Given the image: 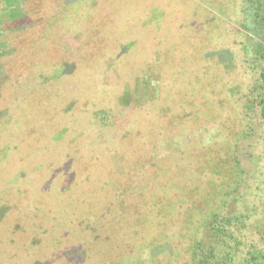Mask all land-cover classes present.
I'll return each instance as SVG.
<instances>
[{
    "label": "rangeland",
    "instance_id": "obj_1",
    "mask_svg": "<svg viewBox=\"0 0 264 264\" xmlns=\"http://www.w3.org/2000/svg\"><path fill=\"white\" fill-rule=\"evenodd\" d=\"M243 4L245 0H0V258L15 262V258L8 255H12L9 254L12 252L10 248L19 240L14 232L18 229L29 237L20 238L21 256L16 264H30L32 260L34 264H40L34 255L40 254L47 244L52 247L43 255L48 264L53 263L54 257L57 258L56 264H167L169 260L160 261L165 256L171 258L170 255L183 264L189 254L186 248H189L195 232L181 225L184 211L178 209L172 215L171 210L178 208L180 202L212 193L219 194L215 205L223 214L242 209L247 216L243 233L247 238H258L256 232L264 223V121L250 101L254 98L256 75L262 62H256L254 66L252 55L244 49L247 38L237 23L242 18L240 9ZM38 24L40 36L36 41L45 56L41 58L36 54L33 65L23 69L20 63L15 65L20 53L23 55L22 50L27 59L38 48L18 44L19 41L26 42L24 37ZM216 24L219 28H214ZM215 34L219 35V43L211 37ZM184 42L190 50L195 43L197 49L193 51L203 52L202 58L199 53L196 55L200 61L194 57L187 66H204L207 75L197 69L196 78L205 83L220 82L218 88L213 89L214 93L194 94L193 99L186 100L185 111L177 109V97L173 94L171 97L170 91L163 92L160 101L137 102L140 99L132 97V90L145 73H163V81L166 78L165 85L169 88L170 83L175 82V77L169 79L167 74L174 71L172 66L184 67V60L179 59L182 52L179 46H186ZM97 43L105 46L107 57L98 64L91 60L92 64L88 66L86 63L88 69L83 70L88 54ZM207 55L210 57L206 58ZM192 79L195 82L196 79ZM224 81L236 89L243 87L237 96H232L231 104H241V112L251 127L250 132L236 140L233 147L225 143L224 135L234 133L235 125L219 119V110H212L214 103L207 102L212 95L211 100L215 103L224 98L219 94ZM27 88L32 95L39 97V106H44L40 115L30 113L27 108L34 100L33 96H24V102L21 101ZM103 89L116 92L115 98L123 96L122 106L115 101L116 117L106 128L90 127L94 124V110L86 109L91 106L84 104L88 96L84 93H97ZM50 92L55 93L54 100H45ZM93 98L95 100L89 99L91 104L99 105L100 96L94 95ZM21 104L25 105L22 109ZM72 104L84 108L75 111ZM199 105L201 107H197ZM164 114L168 116L163 117ZM20 126L24 128L18 130ZM82 126L90 132L84 143L79 141L80 135H76L83 130ZM146 126L148 135L151 126L156 133L142 141L141 133ZM128 127L134 131L126 141ZM40 131L43 134L49 131L47 140L42 139L41 145L38 143L19 152V145L31 136L39 138ZM117 146L123 148L122 155L113 149ZM217 151L216 163H219L220 173L218 171L210 184L205 185L203 181L201 189H197L190 180L191 173L196 164L209 163L208 156L213 157ZM67 153V157L62 156ZM92 154L94 161L101 165L105 178L100 186L111 193V196L107 193L97 200L93 184L99 173L82 177L79 181L81 190L71 188L78 182L75 178L78 170L89 164L88 159L92 161ZM36 155L37 160L34 159ZM234 161H238L239 167ZM223 163L229 166L224 168ZM158 172L166 178L171 176L169 183L172 187L158 214L166 216L168 208L170 216L176 219L167 225L163 221L154 222L155 227L147 232L151 234L150 240L144 237L134 240V244L131 240H123L124 237L114 239L121 231L118 227L110 229L107 225L101 230L102 224H108L111 219L110 215H105L100 220V215L105 214L100 212L110 200L116 202L112 211L114 216L115 212L123 211L119 198L125 199L126 209H134L133 197L138 193L144 195L145 202L161 196L155 182ZM36 174L41 180L42 192L32 191L30 200L27 201V197L20 200L21 194H29L33 186L39 185ZM209 177L211 174L205 179ZM255 179L259 180L258 184ZM218 185H222L221 191ZM144 186L149 187V191ZM70 190L72 195L76 194L77 201V193L86 201L87 204L80 203V198L81 205L93 207L95 201L100 202L99 207H103L98 209L99 223L90 218L89 227L92 228L82 230L89 218L77 217L78 212L72 217L68 207L65 209L62 204L63 197H58L68 195L65 193ZM113 190H116L115 197ZM150 192L154 199L149 197ZM19 202H24L25 206H19ZM13 210H20L25 215L21 224L12 225ZM199 210H204V205ZM35 222L37 225L46 223L42 227L47 232L42 233V238L36 231L30 236ZM57 228L64 232L63 240H57ZM97 231L100 232L95 233ZM154 234L159 235V240H151ZM34 235L36 240H33ZM136 237L135 233L133 238ZM156 246H161L159 251L162 252L153 255L152 249ZM110 247L113 248L111 252Z\"/></svg>",
    "mask_w": 264,
    "mask_h": 264
},
{
    "label": "trees",
    "instance_id": "obj_2",
    "mask_svg": "<svg viewBox=\"0 0 264 264\" xmlns=\"http://www.w3.org/2000/svg\"><path fill=\"white\" fill-rule=\"evenodd\" d=\"M240 12L242 13V18L237 20V23L244 30V33L246 35L245 37L247 38V40L245 42L244 49L247 51V54L250 53V55H252V58L255 62L254 66L257 65L256 62H259V61L262 62V66L259 68V71L256 75V82H257L256 86L258 89L255 86V94L253 93L254 98L250 102H251V104L255 105L254 108L256 107V110H257L256 112L258 113L257 115L259 116V118L262 121H264V0H245V4H243V7H242V9H240ZM211 25H213V23ZM215 26H216V28H219L217 24L214 25V28H215ZM38 27H39V24L35 27L34 30H32V32H30V34H27L24 37L26 42L19 41L20 43L18 45H22V44L24 45L25 44V45H27L26 47L29 46V47L33 48L32 46H34V47L38 48L39 42L36 41L37 38L40 36V30L38 29ZM217 32H219V31H217ZM171 35H173V34H171ZM211 37L214 38L215 42L219 43V35L218 34L212 35ZM173 40L177 41L174 38V36H173ZM227 40H228V38H226V41ZM179 43H180V41H179ZM179 43L177 45H179ZM184 45H186V42H184ZM192 46H193V48L191 50L187 47V45L186 46H179L182 49V52L179 55V59L181 58L182 60H184V67L178 68V67L172 66L174 71H172L170 74L168 73L167 75L169 76V79L172 77H175L174 79H176V80H175V82L170 83V88L167 86V84L165 85L166 78L163 81V76H164L163 73L157 74V73L149 72V73H145L144 75L139 77V81L136 83V86L132 90L134 93V95L132 94L133 95L132 97H134L135 100L140 99L139 101H137L140 104L141 103L146 104V103L160 101L158 99L161 98L162 93L170 91L171 97L173 95H174V97H177V98L179 97L178 100L176 98V101L178 104L177 109L179 111H182L184 109L183 111H185L186 104L188 103V101L186 102V100L188 99L190 101L191 99H193L194 94L199 96L200 94H203L206 92L214 93L213 89L216 87L218 88L220 82H215V83L201 82V80H198L199 77L196 78L195 74H196L197 69H199L201 72H204V75H207V70L205 69V67L204 66H200V67L199 66H197V67L187 66L188 65L187 62L193 60L194 57H196L199 60L200 57L196 56V55H198L197 53L200 54L201 58L203 55V52L201 53V52L193 51V50L197 49V48H195V43ZM94 47H97L98 49H94ZM94 47L91 50V52L88 54V61L84 62L85 66H83V68H84L83 70L88 69V66H90L92 64V61H93V63L98 64V63H100V61L104 60L108 55V53L105 50V46L103 44L97 43ZM179 47H175V48H179ZM173 49H169V50H173ZM22 51H23V55L20 53L19 61L16 62L15 65L20 63L21 66L23 67V69H25L24 66H32L33 65L34 59L37 58L36 54H39V56L41 58H43L45 56V54H43V52H41V49L38 48L34 52H31L29 54V56H27V59H26V57H25L26 54H24V50H22ZM41 53L43 55H41ZM94 56H95V58H93ZM209 57H210V55H207L206 58H209ZM86 63L88 64L87 67H86ZM197 74H198V72H197ZM200 75H202V74H200ZM182 78L188 79V81H186L187 84H185L186 82H180L179 81ZM192 78L196 79L195 82L193 81L194 79H192ZM174 79H172V80H174ZM31 82L32 81H29V83H31ZM27 84H28V82H27ZM181 84H183V86ZM230 87L231 86L226 84L224 81L223 84L219 87V90L221 91V93H219V94L224 96V98H221V101L219 100V103H215L214 101L211 100V98L213 97V95H212L210 97L209 101H207V102L209 103L211 101L209 104L214 103V104H212L213 105L212 110L213 109H214V111L216 109L219 110V119H221L222 121H224L226 123L229 122L232 125L234 124L235 127L237 128V129L233 128L234 133H231L232 135L231 134H228V135L225 134L224 135L225 139L227 141L225 143H230L229 145L232 144L231 146L233 147L234 143L237 142L236 140H239L244 135L246 136L250 132L251 127L249 126V124H247L246 117L244 116L243 112H241V104H239V103L231 104V102L233 101L232 96H237L240 93L239 89L241 87L239 88V86H238L237 89L231 87L232 90L230 89ZM179 93L182 95L180 96ZM84 94L88 95L85 98L86 101L84 100L85 101L84 104L89 105L92 108L91 109L90 107H86V109L90 110V112H92L94 110L93 111V118L94 119L92 120L94 124H90L93 126H90V125L89 126L94 127V128H101V127L106 128V126H109V123L112 122L113 118L116 117V110H117L116 102L121 107L122 106L121 99L123 96L122 97L117 96L115 98L114 95L116 94V92H112L109 90L105 91V89L100 90L97 93L91 91L89 93L85 92ZM84 94H83V97H85ZM28 95H31L34 98L32 103L27 107L29 112L36 114V116L40 115V113L43 111L42 108H44V106H42V104H41V106H39V104L37 103V102L40 103V100L38 99L39 97H35L34 94L32 95L29 91V88H27L26 93H24L23 96H21V101L24 102L25 97H27ZM94 95L100 96V100H99L100 104L99 105H92L91 102L89 101V99L95 100V98H93ZM46 97L47 98H45V100H47V99L54 100L55 93H52V92L47 93ZM231 97H232V99H231ZM197 98L202 99V97H197ZM73 99H75V98H73ZM203 100H205V99H203ZM72 105H73L72 109H74L75 111H77V108L78 109L84 108L82 105H78V104L77 105L72 104ZM23 106L25 107L24 104H21L20 109H22ZM197 107H201V105H199ZM206 107L207 106H205V108ZM69 110L70 109H68L67 112ZM3 111H5V110H3ZM17 112L20 113V111H17ZM37 112H39V114H37ZM3 113L4 112H2V114ZM64 115H66V114H64ZM23 116L24 115H21L20 118L22 119V121L23 120L25 121ZM167 116H168L167 114L166 115L164 114L163 117H167ZM145 118L147 119V115ZM49 126L50 125H48V127ZM48 127L44 128V131L46 129H48ZM23 128H24L23 126H20L17 129L22 130ZM81 129H83V126L81 127ZM147 129H148V126H146L144 128L143 132L141 133V136H143L142 141L144 139L147 140V139L151 138V136H152L151 134L156 133L155 129L151 126L150 135H148ZM83 130L81 132H78V134H76V135H80L78 138H80L79 141H81V143H84L85 139L90 135V132H88L87 129H83ZM126 130L127 131H126V135H125L124 139L126 141H128L127 139L130 138V135H131V133H133L134 129L128 127ZM48 132L49 131L44 132L45 134H43V131H40L39 138H37V136H31L27 141H25L21 145H19L20 147L18 146L19 152L22 149L25 151L28 149H31L32 145H36L38 143H40V145H41L42 139L44 141V140H47V138L49 137ZM41 136H42V138H41ZM141 136H140V138H141ZM146 136L149 138H146ZM113 149L118 150V152L120 154L123 153V148H120L119 146H117ZM219 149H220V147H219ZM86 150H88V149H86ZM232 152H233V149L230 152V154H232ZM85 155H86V153H85ZM121 155H119V156H121ZM213 155H214L213 157L208 156L209 159L207 157L209 163L204 162L206 164L205 166H204V163L196 164L195 171L193 173H191L192 178H190V180L192 181V183L195 185V187L197 189H199V188L201 189L203 181H204L205 185L207 182L210 184L217 177L218 171L220 173L219 163L218 164L216 163L217 162L216 161L217 156L219 155V151H217V153H214ZM62 156L67 157L68 153L64 154ZM93 157H94V154H92V156H91L92 161L90 159H88L90 161L89 164H87L86 167L80 168L78 170V174L75 177L78 179V182L76 181L75 186L74 187L71 186V188H73V190H76V189L81 190V189H79V187L81 188V186H80L81 184L79 181H81L82 177H86L87 174H91V173H94V175L99 173V176H97V178H96L97 181H95L93 184L94 185L93 191H94V194L96 196L95 199L100 198L103 195L106 196L107 193L110 194V196H111V193L109 191L107 192L106 188L100 186L101 182H103L105 178H104V176L102 174V170L100 168L101 165L100 164L98 165V162H95ZM126 157H127V154H126ZM118 158H120V157H118ZM34 159L37 160L38 155H36V157ZM55 161L57 162V159H55ZM55 161H54V163H55ZM234 163L236 164L237 167H239L238 161L237 162L234 161ZM202 165L204 166L203 168H201ZM223 165L225 166L224 168L229 166L228 163H223ZM66 169H67V166H65V170ZM55 173L56 172H53V174H55ZM209 174H211V177H209L208 180L205 179V177ZM240 174H242V171H240ZM36 176L38 178L37 183L39 185L36 184L35 186H33V188H31L29 190V194H24V195L21 194L19 196L20 200H25L26 197H27V201L30 200L29 196H31L32 191L42 192L40 189L41 180L39 179L38 174H36ZM239 178H242V176H240ZM169 179H171V176L166 178L165 176L164 177L161 176L158 172V174L155 177V182L157 184V187L159 188L158 191L161 192V196H158V198H156L155 196H153V194L151 195V192H150L149 197L150 198L153 197V199L155 197V200L153 201L151 199V201L145 202V198L144 199L142 198V196H144V195L142 193H138L137 195H135L133 197L134 201L136 203L134 209H126V206L124 204L125 199L122 200V198H119L121 200L123 211L118 212L116 209L118 214H117V212H115L114 216L112 214V211H113L114 204L116 202H114L112 200H110L107 204H105L104 207L103 206L99 207L100 202L95 201L93 204V207H91L90 205H81L80 203H84V202H85L84 204H87L86 201L79 195V193H77V197L79 199L77 201L76 194L72 195L73 193L71 192V190H70V193H65L68 195H66V196H63V195L60 196L59 195L58 197H61V198L63 197L62 198V204H65V209H66V207H68V211L70 212V215H73L72 217H76L75 213L78 212L77 217L79 215L81 218H83V217L89 218V221H87L83 224L84 226H82V228H83L82 230L85 231L86 229L92 228L91 226L89 227V225L94 221V219H95V223H99L103 216L105 217V215H110L111 219L108 220V222L106 221L108 224H106V225L102 224V227H100V229L103 230L107 225H109L111 227L110 229H114V228L118 227L117 229H120L121 231L117 232L118 235H116L114 237V239L124 237L123 240H131V243H133V244H134V240H142L144 237L146 239L150 240L151 234H149L147 232L149 231L148 230L149 228L155 227L154 222L157 221V223H159V222L163 221L164 224H166V225L171 224L170 220L176 219L172 216L173 213H175L178 209H180L179 211H181V212L184 211V214H183L184 217H183V220L181 222V225L185 228H188L190 231L195 232V235L191 239L192 241L189 245V248H186L189 250V251L187 250L189 254H188V258H185L183 260V264H264V223H263V227L260 229V231L256 232V234L259 235L258 238H253V239L247 238L246 235L243 233V228L245 227L244 224H245V221L247 220V216L241 212L242 209H240V211L238 210L239 212H236V210H231L229 213L223 214L218 209V207L215 205V202L218 203L217 199H218L219 194H217V195H213V193H212V195L211 194H208V195L204 194L202 197H199V195H198L196 198L189 199L185 203L180 202L178 204V208L171 210L172 211L171 216L169 214L170 211H168V208H166V211H167V213H165L166 216H162V215L158 214V210H160L162 208V206L165 205V204H163L164 200L166 199V197H168L169 192L171 191V188H172L170 186ZM258 181L259 180L255 179V182L257 184H258ZM235 185L236 184H234L233 186H235ZM203 187L205 188V186H203ZM217 187H219V191L222 190V188H221L222 185H220V186L218 185ZM57 188H58V186H57ZM59 188H60V185H59ZM144 188L146 189V191H149V187L144 186ZM165 188H168V190L166 189L164 191ZM204 188H202V189H204ZM175 189H178V188L175 187ZM182 189H183V186L180 189V191H182ZM89 192H90V190H89ZM89 192H88V195H89ZM115 193H116V190H113L112 191L113 197H115ZM212 196L214 197V200H209L210 197H212ZM58 197H57V199H58ZM80 198H81V201H80ZM117 198L118 197H116V201L119 202L120 200H117ZM203 199H204V201H203ZM79 201H80V203H79ZM240 201L242 203H245V200L241 199ZM58 202H61V201H58ZM23 203L24 202H19L18 205L19 206H25ZM212 203H213V206H212ZM167 204H169V203L166 202V205ZM203 205H204V210L198 211L199 208H201V207L203 208ZM59 206H60V204H59ZM75 207L77 208L76 210H75ZM215 207L217 209H213ZM99 208H102L101 212L98 210ZM104 210H105V212H103ZM13 211H15L16 213L15 212H14V214L12 213L13 214L12 217H14V219L12 221L13 222L12 225H14L16 223L21 224L22 221L26 218L25 215L22 214V211H20V210H13ZM62 212H63V210H62ZM99 212L105 213V214L100 215V220L98 221ZM133 213H135V216L131 217V215ZM90 218H92V222H91ZM139 218H140V220H138ZM71 219H73V218H71ZM31 222H33V221H31ZM45 224L46 223H43L41 225H37L36 222L34 224H32L33 230L31 232L30 236H32V234L35 233L34 231H36V234L42 238L43 237L42 233L44 232V235H45L47 232V230L44 227H42ZM84 231H83V233H84ZM14 232H15V235L19 237V240L18 241L13 240V241H15V243H14V246L10 248L12 250V252L11 251L9 252V254H12V255H8V256H10L11 258H15V262L14 261L11 262L8 259L6 260L4 258H0V264H16L17 263L16 260L18 261V258H20V256H21L19 253V249H21V243L20 242H22V240H25L26 238H28L29 235L27 236V233L25 231L22 232L21 230H18V229H17V231L15 230ZM99 232L100 231H97L95 233H99ZM135 233L137 234V237H138V238L136 237V239L133 238ZM64 235H65L64 232L63 231L61 232L57 228V240H63ZM158 237H159V235L154 234L152 236L151 240H157ZM20 238L22 240H20ZM35 238L36 237L34 235V239H33V237L30 239L36 240ZM10 241H12V240H10ZM160 242L161 241H158V243H160ZM0 244H1V240H0ZM120 246L122 247V244ZM160 247L161 246H156L155 248L152 249L153 255H156V254L158 255L159 253L162 252V251H159ZM15 248H17V249L15 250ZM49 249L52 250V247L48 246V244H47V247L44 248L40 254L37 253V255H34L35 257L39 258V262H41L40 264H48V262H47L48 259L44 258L43 255ZM53 249H55V248H53ZM112 249H113L112 247L109 248L110 252ZM17 251H18V253H17ZM18 254H19V256H18ZM169 257H171V258H167L165 256V258H163L160 262L169 260L167 262V264H181V261H179V259H177V258L175 259L171 255ZM52 261H53L52 264H56L57 258L54 257ZM34 263H35L34 260H32L30 262V264H34ZM36 263H38V262H36ZM158 264H160V263H158Z\"/></svg>",
    "mask_w": 264,
    "mask_h": 264
}]
</instances>
